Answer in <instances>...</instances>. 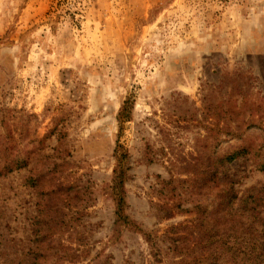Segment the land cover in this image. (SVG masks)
Here are the masks:
<instances>
[{
  "label": "rangeland",
  "instance_id": "1",
  "mask_svg": "<svg viewBox=\"0 0 264 264\" xmlns=\"http://www.w3.org/2000/svg\"><path fill=\"white\" fill-rule=\"evenodd\" d=\"M227 102L264 117V0H0V151L28 159L0 177V264H28L50 178L71 186L57 248L69 255L63 264L192 257V238H173L189 236L198 207L213 204L201 160L237 143L216 132ZM245 135L264 134L251 127ZM119 145L125 212L142 232L115 223L108 188ZM55 164L52 177L29 184ZM221 176L218 183L238 179L241 193L264 189L251 157ZM175 201L185 210L164 217Z\"/></svg>",
  "mask_w": 264,
  "mask_h": 264
},
{
  "label": "trees",
  "instance_id": "2",
  "mask_svg": "<svg viewBox=\"0 0 264 264\" xmlns=\"http://www.w3.org/2000/svg\"><path fill=\"white\" fill-rule=\"evenodd\" d=\"M224 102V100L220 102L222 108ZM132 106V99H127L118 114L121 130L124 122L130 117ZM227 106L226 109L221 110V116L225 119L216 123V132L219 135L236 138L237 143L216 155L207 154L202 157V185L207 190L213 185L216 191L213 193L211 208L209 209L208 205L198 207L199 214L190 220V225L186 226V229L189 228L187 234L190 235L184 236L178 231L175 233L173 240L176 243L188 238L194 241L189 246L191 250H194L192 257L189 259L183 257L177 262L178 264H264V215L261 209L264 203V189L252 186L241 193L238 179L218 183V180L222 178L223 169L243 157H251L256 169L264 173V135L261 139L260 137L251 139L245 135L251 127H257L264 134V117L256 119L255 109L248 112V108L242 104L228 103ZM118 147L117 166L108 188L115 201V223L117 230L126 227L142 232L139 225L125 212L127 204L125 183L128 179V167L125 153L119 151L123 146ZM0 157V177H6L13 170L22 168L28 161L25 158L17 159L15 156L10 158L7 155V148L0 151ZM58 165L45 166L38 176L29 178V184L37 186V180H40L42 176L51 175L52 177ZM65 170L66 168L59 171L61 177H64ZM193 179L194 182L195 177ZM50 180L54 186L46 191L44 202L41 204L36 224H43L41 225L43 227L35 232V245L27 254L29 255L28 264H63V260L70 259L69 255H66L67 252L62 253L57 248L63 246L61 235L66 231L67 224V220L63 217L65 212L63 205L69 199L65 197V193L71 186L67 185L62 178H59L57 183L54 182V178ZM54 198H57L60 203ZM181 206L179 201H175L171 207L164 208V217L172 218L177 209L185 210ZM178 227L176 226L177 230L185 228ZM148 239L150 240V237ZM181 244L185 245L181 241L175 247L179 248ZM186 247L188 248V244ZM67 249L64 248L66 251ZM72 256L80 257L75 252H72Z\"/></svg>",
  "mask_w": 264,
  "mask_h": 264
}]
</instances>
